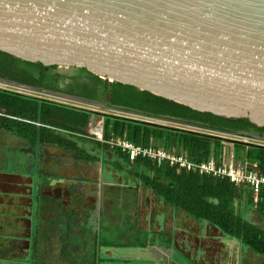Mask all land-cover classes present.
<instances>
[{
	"label": "water",
	"instance_id": "1",
	"mask_svg": "<svg viewBox=\"0 0 264 264\" xmlns=\"http://www.w3.org/2000/svg\"><path fill=\"white\" fill-rule=\"evenodd\" d=\"M0 51L55 66L61 75L85 68L106 81V102L112 84L119 83L264 125V0H0ZM0 89L88 110V128L102 115L178 130L114 115L133 113L100 102L3 79Z\"/></svg>",
	"mask_w": 264,
	"mask_h": 264
},
{
	"label": "trees",
	"instance_id": "2",
	"mask_svg": "<svg viewBox=\"0 0 264 264\" xmlns=\"http://www.w3.org/2000/svg\"><path fill=\"white\" fill-rule=\"evenodd\" d=\"M0 79L106 103L109 108L143 117L168 118L218 133L257 134L264 138V125L257 126L248 118L198 111L129 85L113 83L110 101L106 102V81L85 68H76L73 75H61L55 66L23 61L0 51ZM91 114L85 109L0 89V130L25 142L24 153L37 160H41L46 146H55L74 154L77 160L97 163L98 158L82 147L92 143L97 150L109 149L84 138ZM94 119L102 120L105 139L120 138L136 146L174 149L197 164L207 162L210 157L217 160L223 150L222 140L208 135L158 128L112 116L95 115ZM232 149L237 162L256 164L257 171L264 175V149L241 145H232ZM110 151L164 205L183 212L197 223L209 225L224 238L235 240L264 258V226L246 217L247 211H254L264 223V191L260 192L257 202H253L248 187L236 186L228 178L178 172L166 164L157 166L144 159L130 163L120 151Z\"/></svg>",
	"mask_w": 264,
	"mask_h": 264
},
{
	"label": "crops",
	"instance_id": "3",
	"mask_svg": "<svg viewBox=\"0 0 264 264\" xmlns=\"http://www.w3.org/2000/svg\"><path fill=\"white\" fill-rule=\"evenodd\" d=\"M101 122V119L93 121L96 125ZM86 151L95 155L98 162L77 160L68 151L46 146L39 162L41 167L51 169L49 173L57 181L40 185L36 196L33 174L28 177L25 172H19L4 176L19 183L9 182V190H5L10 204L6 203L7 213L0 216L3 219L0 258L19 260L21 264H45L41 254L43 224H51L53 230L48 237L56 244L59 229L68 221L72 231L80 232V239L66 241L57 253L50 250L49 264H264V260L253 256L237 241L226 239L209 225L197 223L183 212L164 205L110 150ZM36 175L39 180L46 174ZM18 190L20 194H13ZM36 197L47 198L55 207L44 210L37 203L34 226L31 200ZM12 201L18 202L15 209ZM58 206L74 214L73 219L69 221L67 216H61L56 210ZM126 235L132 241L125 242ZM84 239L87 249L83 246Z\"/></svg>",
	"mask_w": 264,
	"mask_h": 264
},
{
	"label": "built area",
	"instance_id": "4",
	"mask_svg": "<svg viewBox=\"0 0 264 264\" xmlns=\"http://www.w3.org/2000/svg\"><path fill=\"white\" fill-rule=\"evenodd\" d=\"M132 115L148 122H155L167 127L176 128L181 131H188L208 136H220L222 138L264 145V140L253 135L248 136L244 134H224L203 129L194 125H187L180 121L171 120L168 118L157 119L143 117L134 113ZM84 138L91 139L101 145H104L109 150L120 151L122 154L126 155L130 163L137 159H144L157 166L166 164L178 172H194L200 176H211L221 179L228 178L230 182L236 186L248 187L251 191L253 202H257L260 192L264 191V175L257 171L256 164L236 162L232 151V145L225 143L224 141H222V153L217 160L214 157H210L207 162L197 164L190 161L185 154L177 153L174 149L136 146L120 138L105 139L102 133V122L98 125L89 127Z\"/></svg>",
	"mask_w": 264,
	"mask_h": 264
},
{
	"label": "rangeland",
	"instance_id": "5",
	"mask_svg": "<svg viewBox=\"0 0 264 264\" xmlns=\"http://www.w3.org/2000/svg\"><path fill=\"white\" fill-rule=\"evenodd\" d=\"M76 72V69L70 70L67 73V75H73ZM66 102L68 104H73L70 101H63ZM87 107V106H86ZM95 110H98L99 112H107L109 113L110 111L108 109H103V108H94ZM112 114L114 115H118V116H123V117H128V118H138L137 116H134L132 114L129 113H119V112H112ZM99 121V119H97ZM96 120V121H97ZM96 125L95 123H93L92 126ZM90 141H93L91 139H87ZM95 142V141H93ZM25 142H23L22 140L17 139L16 137H14L13 135L3 132L0 130V216H4L7 213V209H6V203L10 204V198H5V196H7L8 192H5V190H9V187H7L8 184H10L9 179L5 178L4 176L9 175V174H13L16 175L14 173H19V172H25L28 177L33 174L34 176V185H33V195L36 196L38 187L40 185H45L48 184L49 182H52V180L54 179L55 181H57L55 179V175L52 176V174H50L49 172H52L51 169H45V166L41 167V162H39V160H37L34 156L31 155H27L23 152V150L26 148V145L24 144ZM84 148H86V150L88 151H95V147L92 145V143H86L84 145ZM233 150V149H232ZM235 155V153H233ZM236 158V157H235ZM50 160V159H49ZM235 161L237 162V160L235 159ZM24 164V165H21ZM44 172L45 177H40L41 179L37 180L39 178V176H37L36 174H40ZM61 175H66L64 172H61ZM19 176V175H17ZM37 178V179H36ZM28 181V190H30L31 188V184H30V178ZM19 183L18 181H14L11 182L12 184H16ZM26 187V188H27ZM14 188V187H13ZM12 188V189H13ZM20 189H22V187H20ZM13 192V190H12ZM17 193H13V194H20L19 190L16 191ZM16 196V195H15ZM13 197V196H12ZM7 200V202H6ZM13 200V199H12ZM18 202H14L12 201V208L15 209V205ZM44 208V210H48L49 207H55L52 202H49V200L47 198L41 197V198H34L33 201L31 200V210H32V216H33V225L35 226V213H36V205ZM8 204V206H9ZM34 204V205H33ZM59 211V214L62 216L65 215L69 218V221H71L74 217V214H70L69 212H65V208L63 206H58V208L56 209ZM65 214H64V213ZM30 213V210H29ZM39 215V213H38ZM41 215V212H40ZM45 216V215H44ZM25 217V216H24ZM246 217L251 220L254 221L256 224H258L259 226H264V223L257 217L256 213L254 211H247L246 212ZM29 218V215H28ZM71 218V219H70ZM1 220H3L2 218H0V226L2 225ZM27 220V219H26ZM46 221V220H45ZM4 222V221H3ZM67 223L62 224L61 228L59 229V235H58V240H56V244H53L51 242V239L48 237V234L52 232V228H51V224L48 223H44L43 224V230H42V234L44 235V238L42 240V248H41V254L43 255V262L45 264H49L51 263V261H49L47 259L51 258L52 256H50L49 252L50 250L55 249L56 253L59 252L58 250H60V248L62 249V246L64 245V243L66 241H71V242H78L79 241V235L80 232H76V231H72V224L68 221H66ZM67 226V227H66ZM63 227V228H62ZM69 227V228H68ZM4 229V228H3ZM26 231V230H25ZM34 232H36V230L34 229ZM41 232V231H40ZM28 234V233H27ZM0 236H3V234H0ZM183 235L180 236V238H182ZM190 236H188L189 239ZM184 238V237H183ZM123 239V238H122ZM125 242L128 241H132L131 237L126 235V237L123 239ZM183 241V240H182ZM85 244H83L84 248L87 249L88 244H87V240L84 239ZM182 244V243H181ZM14 245V244H13ZM16 248L18 247V245H15ZM89 248V247H88ZM49 252V255H48ZM250 253L253 254V256H256L259 258V260H264L263 257L255 254L254 252H252L250 250ZM11 258H0V264H19L21 261L19 260H10ZM41 262V261H40ZM55 262V261H53ZM21 264V263H20Z\"/></svg>",
	"mask_w": 264,
	"mask_h": 264
},
{
	"label": "flooded vegetation",
	"instance_id": "6",
	"mask_svg": "<svg viewBox=\"0 0 264 264\" xmlns=\"http://www.w3.org/2000/svg\"><path fill=\"white\" fill-rule=\"evenodd\" d=\"M67 82H65L64 84H66ZM102 104H106V103H102ZM106 107L107 108H109L107 105H106ZM139 116V115H138ZM253 136H257L259 139H262V140H264V138H261L259 135H257V134H252Z\"/></svg>",
	"mask_w": 264,
	"mask_h": 264
}]
</instances>
